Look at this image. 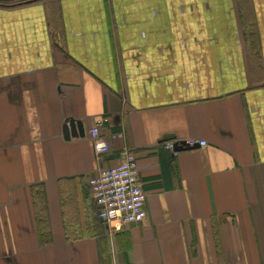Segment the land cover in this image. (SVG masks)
<instances>
[{"label":"crops","instance_id":"obj_1","mask_svg":"<svg viewBox=\"0 0 264 264\" xmlns=\"http://www.w3.org/2000/svg\"><path fill=\"white\" fill-rule=\"evenodd\" d=\"M124 149L146 217L110 232ZM0 264H264V0H0Z\"/></svg>","mask_w":264,"mask_h":264},{"label":"built area","instance_id":"obj_2","mask_svg":"<svg viewBox=\"0 0 264 264\" xmlns=\"http://www.w3.org/2000/svg\"><path fill=\"white\" fill-rule=\"evenodd\" d=\"M97 122L89 131L96 155L99 157L111 149L110 139L100 135L101 125ZM118 135H113L117 137ZM193 146V142H185ZM179 143L167 142L166 148L175 151ZM93 200L97 208V217L110 232L121 231L128 223H139L146 217L145 193L138 176V162L131 150L119 152L116 164L108 166L88 180Z\"/></svg>","mask_w":264,"mask_h":264},{"label":"water","instance_id":"obj_3","mask_svg":"<svg viewBox=\"0 0 264 264\" xmlns=\"http://www.w3.org/2000/svg\"><path fill=\"white\" fill-rule=\"evenodd\" d=\"M83 134H84V129L81 123H78V122L74 123L73 121H71L69 124H64L63 126V135L66 139H68L70 136H77V135L82 136ZM188 147L189 146L186 147L185 142H180L179 145H176L175 151H180Z\"/></svg>","mask_w":264,"mask_h":264}]
</instances>
